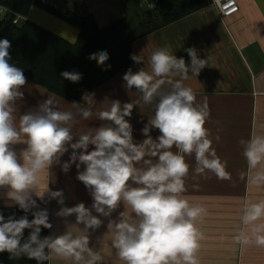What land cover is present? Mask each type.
<instances>
[{"label":"clouds","instance_id":"obj_1","mask_svg":"<svg viewBox=\"0 0 264 264\" xmlns=\"http://www.w3.org/2000/svg\"><path fill=\"white\" fill-rule=\"evenodd\" d=\"M215 2L219 4L220 0ZM10 47L8 39H0V188H7V200L18 205L25 215L5 218L0 212V253H9L10 259L27 257L37 264L53 258L73 264H101L103 257L90 247L88 230L100 228V216L109 217L123 203L130 212H121L118 221L108 223L112 247L123 264H199L197 253L204 233L196 221L207 209L199 203L191 204L184 196L185 178L191 167L186 157H194L198 175L212 173L221 181L232 178L227 162L212 146L206 127L210 115L207 99L198 103L193 88L185 84L190 72L199 75L206 60L191 47L185 49L190 57V63H186L165 46L150 53L147 70L128 69L123 75L126 87L141 93L144 104H154V115L141 130L145 139L136 143L132 125L126 119L131 117L135 104L122 106L119 100H113L108 107L96 108L95 93L82 95L84 107L73 102L78 110L75 114L61 110L58 102L49 97L35 111L20 115L17 126L15 104L23 98L21 88L27 77L22 68L9 62ZM142 52L130 58L141 64L145 61ZM89 59L104 65L109 55L99 51ZM60 75L73 83L82 79L76 71H63ZM166 83L171 87L163 92L161 88ZM76 115L106 123L80 134L73 142ZM152 129L160 133L155 139L150 134ZM16 143L26 144L19 155L12 147ZM239 143L247 164L240 179L264 188V133H258L253 126L249 138ZM69 148L71 155L61 168L67 173L76 165L77 179L90 190L93 203L91 209L80 202L56 213L61 217L74 214L76 223L84 225L83 232L68 228L61 235L41 238L42 228L51 229L52 224L47 210L38 209L33 196L43 201L47 193L64 203L62 190H50L45 178ZM141 161L144 166L137 167ZM81 165L83 171L79 170ZM33 208L38 210L32 212L29 220L27 213ZM92 209L99 216L93 215ZM241 220L248 230L241 229L233 236L234 242L242 249L249 245L264 248V223H257L264 220V199L246 198ZM26 229L31 231L25 239Z\"/></svg>","mask_w":264,"mask_h":264},{"label":"crops","instance_id":"obj_2","mask_svg":"<svg viewBox=\"0 0 264 264\" xmlns=\"http://www.w3.org/2000/svg\"><path fill=\"white\" fill-rule=\"evenodd\" d=\"M154 0H34L25 19L33 21L46 29L58 34L73 43L77 37V27L54 16L45 8L44 4L55 9H68L77 14L90 13L98 26L128 16L131 18L145 13L152 8L148 3ZM238 11L223 20L219 18L215 8L209 4L183 18L163 26L145 36L136 39L131 44L132 54H141L145 61L141 64L134 62L136 71L140 68L147 70V58L157 47H168L178 58L183 57L190 63V57L185 51L194 47L198 56L206 60V66L198 76L189 73L185 84L192 87L197 96V102L207 99L210 115L206 127L210 132L217 155L227 162V171L234 178H240L241 172L247 171V164L243 157V148L239 141L248 139L253 126L258 133H264V0H235ZM144 4V5H143ZM178 77H173L176 79ZM171 85L164 84L161 91L170 90ZM23 98L15 104V123L18 126L20 115L35 111L39 103L49 97L58 102L61 110H70L74 114L78 111L73 103L51 94L44 87L29 80L21 88ZM88 93H95L96 108L108 107L113 100L124 103H134L135 106L129 122L133 128V140L142 142L143 127L154 115V104H144L142 94L135 88L128 89L122 75H115L101 83ZM138 102V103H136ZM81 99L80 106L84 107ZM95 110V109H94ZM77 123L72 131L75 142L80 134L94 130L102 123L95 117L83 120L76 115ZM155 139L160 133L158 129L151 130ZM220 139L217 141L216 137ZM19 155L26 144L16 143L12 146ZM89 150H92L90 146ZM71 148L61 158L59 164H54L45 178V183L52 191L62 190L64 203H58L47 193L44 200L36 199L37 205L44 204L48 209V236L63 234L68 228H78L82 232L83 224H77L75 215L61 217L56 213L63 207H73L83 202L91 209L93 203L90 190L77 179L78 170L73 164L65 173L61 165L68 161ZM79 151H77V155ZM190 164L189 175L185 178L186 191L184 196L191 204H202L207 212L196 221L197 227L204 233L200 241L201 247L197 253L199 264H264V248L249 245L241 248L233 240L241 229H248L243 225L240 217H224V193L222 184L218 188V179L212 173L198 175L195 173L194 157H186ZM143 161L137 167H143ZM84 166L81 165L80 171ZM136 186V185H132ZM7 188H0V206H18L6 198ZM246 193V194H245ZM244 201L264 199V188H257L247 184L244 188ZM243 202V201H242ZM242 209V208H241ZM129 211L123 203L111 213L109 217L100 216L103 224L96 230H88L90 247L99 251L103 260L101 264H123L116 255L111 243L109 221H118L120 213ZM93 215L99 216L92 209ZM257 223H264V220ZM49 264H73L58 258L49 260Z\"/></svg>","mask_w":264,"mask_h":264},{"label":"trees","instance_id":"obj_3","mask_svg":"<svg viewBox=\"0 0 264 264\" xmlns=\"http://www.w3.org/2000/svg\"><path fill=\"white\" fill-rule=\"evenodd\" d=\"M33 1L0 0V5L13 12L5 13L0 18V39L6 38L10 41L9 62L22 68L27 80L71 103H80L85 92H90L117 74L123 76L129 68L135 72L136 67L130 57L131 44L136 39L210 4V0H154L150 11L141 13L145 18L140 29L134 28L126 15L98 26L88 12L77 14L68 9H55L44 4L51 14L77 27V37L71 43L45 27L25 19ZM15 14L24 19L13 23ZM99 51H106L109 55L104 65H98L96 60L89 59L91 54ZM63 71L79 72L82 79L73 83L60 75ZM38 209H46L48 212L44 204H39ZM38 209L33 208L27 213L29 220L33 218L32 212ZM0 212L5 218L13 214L16 218L25 215L19 206H0ZM30 231H24L25 239ZM47 231L48 229L42 228L41 238L48 236ZM0 264H37V261L27 257L10 259L9 253L4 252L0 253ZM43 264H49V261H44Z\"/></svg>","mask_w":264,"mask_h":264},{"label":"rangeland","instance_id":"obj_4","mask_svg":"<svg viewBox=\"0 0 264 264\" xmlns=\"http://www.w3.org/2000/svg\"><path fill=\"white\" fill-rule=\"evenodd\" d=\"M144 5V4H143ZM145 17L139 13L131 18L134 28L142 27ZM222 184L224 193V217H240L242 216V206L244 203V188L246 192V179L232 177L231 180H218V188ZM243 201V202H242Z\"/></svg>","mask_w":264,"mask_h":264},{"label":"built area","instance_id":"obj_5","mask_svg":"<svg viewBox=\"0 0 264 264\" xmlns=\"http://www.w3.org/2000/svg\"><path fill=\"white\" fill-rule=\"evenodd\" d=\"M42 3H44V0H40ZM210 4L215 8L217 15L219 16V18L221 20H223L225 17L231 16L232 14H234L235 12L238 11V6L235 2V0H220V3L217 4L215 2V0H210ZM149 5H153V3H148L147 7H149ZM153 7V6H152ZM149 7V8H152ZM7 13V14H13V12L11 10H9L8 8L0 5V18H2V16ZM24 18L15 14L12 22L13 23H19L23 20Z\"/></svg>","mask_w":264,"mask_h":264}]
</instances>
